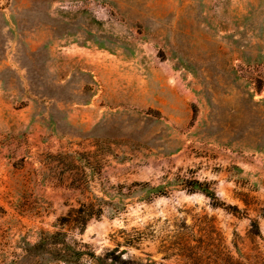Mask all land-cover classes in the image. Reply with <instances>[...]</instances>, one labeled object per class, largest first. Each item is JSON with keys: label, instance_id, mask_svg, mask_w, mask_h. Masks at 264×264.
Instances as JSON below:
<instances>
[{"label": "rangeland", "instance_id": "374dc122", "mask_svg": "<svg viewBox=\"0 0 264 264\" xmlns=\"http://www.w3.org/2000/svg\"><path fill=\"white\" fill-rule=\"evenodd\" d=\"M98 198L97 254L264 264V0H0V264Z\"/></svg>", "mask_w": 264, "mask_h": 264}, {"label": "trees", "instance_id": "16d2710c", "mask_svg": "<svg viewBox=\"0 0 264 264\" xmlns=\"http://www.w3.org/2000/svg\"><path fill=\"white\" fill-rule=\"evenodd\" d=\"M192 188L213 201L218 199L216 192L208 183L193 180ZM152 189L160 191L158 188L152 187ZM104 202L103 198H98L96 202H83L73 207L67 215L59 219L58 230L42 231L39 240L25 251L29 256L48 254L59 264H87L88 262L89 264H141L135 259L125 257L126 250H120L119 245L102 254H97L88 244L72 234L74 231L83 234L91 220L100 219L104 214L102 206ZM255 225L258 227L257 221Z\"/></svg>", "mask_w": 264, "mask_h": 264}]
</instances>
